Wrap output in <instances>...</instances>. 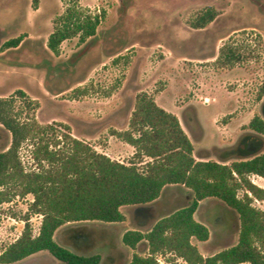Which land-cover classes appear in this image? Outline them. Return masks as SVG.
I'll use <instances>...</instances> for the list:
<instances>
[{
	"label": "rangeland",
	"instance_id": "374dc122",
	"mask_svg": "<svg viewBox=\"0 0 264 264\" xmlns=\"http://www.w3.org/2000/svg\"><path fill=\"white\" fill-rule=\"evenodd\" d=\"M76 2L80 10L99 15L96 34L84 42L78 36L66 39L55 54L47 47L48 36L57 16L74 0H0V97L23 90L36 102L29 113L39 123L63 122L73 136L96 151L123 163L135 162L139 168L152 158L135 155L136 149L112 130L129 128L140 93L177 116L195 150L232 146L241 142V136L253 134L248 123L260 116L264 100V94L258 97L264 86V0ZM207 10L215 12L214 19L195 27ZM19 35L23 38L17 47L3 45ZM223 45L235 48L239 56L231 65L217 59ZM15 96L16 104H22L24 100ZM187 107L194 109L205 131L200 141L185 126L184 111L191 115ZM9 140L0 131V149ZM261 150L264 146L253 153ZM20 153L25 170L33 168L29 146H22ZM194 157L221 162L215 156ZM248 178L264 188V177L251 174ZM245 192L239 189L237 195L242 197ZM248 195L252 205L264 211V199ZM192 196L187 187L171 184L154 203L122 206L123 221L64 226L72 225L79 237L89 235L86 242H79L84 246L80 251L99 254L101 264H128L134 252L146 254L148 250L145 243L135 249L122 244L123 232H145L160 215L187 205ZM32 200L33 195L26 194L0 203V253L21 235L25 222L33 236L38 234L42 215L29 209ZM199 204L194 217L210 234L206 241L192 238V243L204 256L234 244L239 232L237 213L212 197ZM146 206L147 210L140 209ZM67 233L62 238L67 240ZM156 256L157 264H186L170 252ZM11 264L61 263L40 251Z\"/></svg>",
	"mask_w": 264,
	"mask_h": 264
},
{
	"label": "trees",
	"instance_id": "16d2710c",
	"mask_svg": "<svg viewBox=\"0 0 264 264\" xmlns=\"http://www.w3.org/2000/svg\"><path fill=\"white\" fill-rule=\"evenodd\" d=\"M76 1L57 16L48 36L47 47L55 54L66 39L78 36L84 42L96 34L99 15L80 10ZM214 17L215 12L207 10L194 25L204 27ZM22 38L19 35L3 45L17 47ZM238 57L235 48L223 45L217 59L231 65ZM263 94L264 86L259 99ZM15 95L24 100L22 104H16ZM15 95L0 97V131L10 136L0 149V203L16 195L32 194L29 209L41 214L42 221L35 236L25 222L21 235L0 253V264L15 263L40 251L48 252L61 264H101L99 254L80 251L84 246L79 242H86L89 235L79 237L72 225H64L123 221L122 206L149 205L171 184L190 189L192 199L187 205L160 215L145 232H123L122 244L135 249L145 243L148 250L146 254L134 252L128 264H157L156 255L167 252L186 264H264V211L254 207L248 195L249 192L264 199V188L248 178L251 174L264 177V150L250 153L240 143L204 147L197 150V155L215 156L221 162L196 160L193 143L177 116L157 105L148 94L140 93L129 128L112 130L113 135L136 149L135 155L152 158L139 168L135 162L123 163L96 151L73 136L69 125L63 122L39 123L29 113L36 108V102L21 89ZM248 127L253 131L248 135L257 137V151L264 146V119L256 115ZM24 145L29 146V158L34 164L29 170H25L21 158ZM239 189L247 192L239 197ZM210 197L237 213L239 232L234 244L204 256L192 238L204 242L210 232L194 214L200 201ZM58 229L61 230L56 240ZM65 232L67 240L62 238Z\"/></svg>",
	"mask_w": 264,
	"mask_h": 264
},
{
	"label": "flooded vegetation",
	"instance_id": "af4514ba",
	"mask_svg": "<svg viewBox=\"0 0 264 264\" xmlns=\"http://www.w3.org/2000/svg\"><path fill=\"white\" fill-rule=\"evenodd\" d=\"M0 37H1V32H0ZM188 110H190L191 112L190 116L187 115L186 111H184L183 113V120H184L185 126L188 132L190 133L191 137H193L197 141H200L204 137L205 131L200 125V122L196 116V112L194 111V109L192 107H187V111ZM259 110H260V117L264 119V100L262 101ZM245 137L244 136L240 137V141H241L240 144L244 145L248 152L250 153L254 152L257 149V143H256L257 137L254 135H251V136L247 135V137L246 138ZM231 145H236V144H231ZM213 146H217V145H213ZM201 148H204V147H200V149ZM148 208L149 206L142 207L140 209L147 210Z\"/></svg>",
	"mask_w": 264,
	"mask_h": 264
},
{
	"label": "crops",
	"instance_id": "0c3cea01",
	"mask_svg": "<svg viewBox=\"0 0 264 264\" xmlns=\"http://www.w3.org/2000/svg\"><path fill=\"white\" fill-rule=\"evenodd\" d=\"M165 109H166V108H165ZM190 140H191V139H190ZM191 142H192V141H191ZM192 143H193V142H192ZM193 146H194V144H193ZM193 155H194V156H195V155L198 156V155H197V150H195V147H194V150H193ZM156 201H157V200H156ZM153 203H154V202H153Z\"/></svg>",
	"mask_w": 264,
	"mask_h": 264
}]
</instances>
